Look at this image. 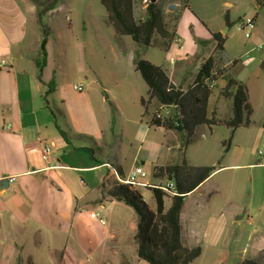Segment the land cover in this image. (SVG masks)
I'll use <instances>...</instances> for the list:
<instances>
[{"label":"rangeland","instance_id":"374dc122","mask_svg":"<svg viewBox=\"0 0 264 264\" xmlns=\"http://www.w3.org/2000/svg\"><path fill=\"white\" fill-rule=\"evenodd\" d=\"M255 1L193 0L190 2L192 5L185 8L180 4L179 11L177 9L174 12L178 11L179 14L176 23L182 48L171 42V52H167L164 40L158 35L153 39L151 48L139 47L134 43L138 49L136 52L134 50L135 55L168 69L184 89L189 88L196 79L200 61L214 52L217 53L218 64L227 66L228 75L242 73L245 83L253 87V124L238 129L236 136L227 127L210 128L204 125L196 129L189 142L185 132L173 131L179 137L173 143L175 137L167 135L164 128H152L146 135L142 133L136 143L127 134L121 140L123 148H128L130 152L128 158L139 147L146 150L150 142L157 144V149H160L157 158L163 157L168 154V148L173 143L171 157L176 164H182L185 160L191 167H224L199 191L201 195L213 194L210 208L207 207L202 213L201 221L205 225L199 228V245L195 246L201 248V255L191 264H243L245 261L264 264V138H260L261 130L264 129V69L261 67L264 63V4L258 7ZM150 2L134 0L136 20L146 17ZM174 2L179 1L158 0L166 21H170L174 14L169 12V5ZM225 2H230L232 6H225ZM58 7L59 12L53 17L47 16L45 24L50 32L52 56L56 57L60 65L61 95L75 102L80 94L74 89L75 85L84 84L82 94H87L92 87L97 88L92 81L106 80L109 99L121 107L123 115L137 118L142 109L141 96H145L147 85L134 70V62L126 57L132 49L131 38L123 39L115 35L101 0H59ZM255 16L254 29L250 30V38H246L245 33L239 30L238 23L241 19ZM207 28L223 35L224 51L216 50V44L209 40ZM114 46L124 49L120 50L124 53L122 59L119 60L114 54ZM193 55L200 56V61L185 64L186 57ZM63 56L64 59H61ZM234 60L238 61L235 65L232 64ZM115 78L119 79L118 83H115ZM225 81H218L213 94L223 90ZM100 94L103 92L100 91ZM221 111L223 116L220 118L228 119L226 114L230 112V106H222ZM161 112L167 116L169 109H161ZM114 116L118 126H122L125 131L130 130V124L124 123V116L119 113H114ZM142 123L145 124V121ZM230 139V149L224 153L226 146L223 144ZM237 156L239 162L236 163L253 166L244 169L227 167L235 163ZM144 167L149 173L153 171L151 162H147ZM143 193L145 201L153 208L151 192ZM199 193L193 196V200L198 199ZM166 204L170 205L171 202L166 200ZM122 206L125 208V205ZM83 216L91 232L88 227H81L78 229L79 235L73 231L68 242V247H75L72 253L77 264H117L122 257L121 264H145L139 258L134 262L135 256H138L135 241L138 216L132 208L126 207L125 213L117 214L120 235L117 240L105 233L109 228V211L103 212L95 206L92 214L88 212ZM240 216L242 220L237 221ZM81 236H86L88 243L81 244L85 239ZM43 254L46 255L45 264L55 263L48 256V250Z\"/></svg>","mask_w":264,"mask_h":264},{"label":"crops","instance_id":"0c3cea01","mask_svg":"<svg viewBox=\"0 0 264 264\" xmlns=\"http://www.w3.org/2000/svg\"><path fill=\"white\" fill-rule=\"evenodd\" d=\"M178 1L185 8L192 5L190 2L193 0L188 3H184L185 0ZM254 3L257 5L256 1ZM224 5L232 6L230 2H225ZM59 9L57 6L47 13L44 22L47 16L53 17ZM177 9L179 11V8ZM256 20L257 16L255 22ZM199 21L202 22L201 19ZM40 30L36 8L30 1L0 0V182L3 179L16 178L14 182H10L8 188L0 189V264H45L46 255L42 253L46 250L54 264L76 263L72 253L75 247H68V242L73 231L79 235L78 229L89 228L83 215L88 212L92 214L95 206L103 212L109 211V228L105 233L110 234L109 237L114 240L120 236L117 214L125 213L128 206L110 197V190L118 183L114 172L106 164L124 177L135 166H140L146 171L145 164L151 162L153 171L146 172L161 181L168 179L156 178L154 169L177 165L173 156L171 157V145L179 140V137L173 131L167 130V135L175 137L167 155L157 158L160 149H157V144L150 142L146 150L139 147L127 157L130 152L128 148H123L121 143L126 134L131 139L134 138L136 143L142 133L146 135L152 128L147 125V117H143L142 105L137 118L123 115L121 107L109 99L106 80L92 81L97 88L92 87L87 94H82L85 90L83 84L84 90L75 102L61 95L60 65L57 64L56 57L52 56L50 40L47 44V65L40 75L36 64L40 59L39 49L43 39ZM206 30L209 40L212 41V34L218 32H212L208 28ZM206 40L204 42L208 41ZM172 42L181 44L177 23ZM131 45V52L126 54V57L134 62V50L136 52L138 49L135 48L134 42ZM120 50L124 49L113 47V52L119 60L124 56ZM165 50L171 52V43ZM209 57L201 61L198 55L186 57L185 64L200 61L202 66ZM61 59H64V56ZM216 64L221 70L227 69V66L218 64V59ZM133 67L135 70V64ZM160 67L164 69L163 66ZM164 70L174 85L182 87L168 69ZM228 76L245 84L253 109V87L245 83V76L242 73ZM118 80L115 78V83H118ZM51 82L55 85L50 92ZM100 91L103 94H100ZM142 97L146 98L147 92ZM224 105L230 106V112L226 114L229 119L232 116V103L226 102L221 97V92L213 94L209 101V115L216 113L218 117H222L221 107ZM114 113L124 116V123L131 126L129 131L118 126ZM237 131L238 129L233 132L234 136ZM260 138H264V129L261 130ZM44 144H50L52 147L47 160L43 159ZM234 162L227 167L244 169L253 166L236 163L239 162L238 156ZM223 168L218 166L206 181L185 198L181 211V239L187 247L197 246L199 228L205 225L201 216L211 204L213 193L201 195L199 191L221 173ZM216 188L219 191V188ZM145 191L147 190L140 191L143 197ZM196 193H199L198 199L193 200ZM166 200L172 203V199ZM170 206L171 204H166V209ZM150 208L154 210L155 203L154 207ZM81 237L85 238L84 242L80 241L81 244L88 243L86 236ZM122 258L117 264H121ZM138 258L135 256V263ZM141 263L147 264L143 260Z\"/></svg>","mask_w":264,"mask_h":264},{"label":"trees","instance_id":"16d2710c","mask_svg":"<svg viewBox=\"0 0 264 264\" xmlns=\"http://www.w3.org/2000/svg\"><path fill=\"white\" fill-rule=\"evenodd\" d=\"M36 8L37 22L41 26L43 39L40 44V59L36 64L40 75L47 65V44L49 28L46 27L44 17L57 8L59 0H29ZM190 0H185L188 3ZM262 7L264 0H256ZM106 9L108 22L115 29L117 36H127L141 47H152L156 35L162 38L168 47L172 42L178 12H174L170 21H166L158 0L150 4L144 19L136 20L134 0H101ZM171 33V34H170ZM216 43L218 52L224 51V37L221 33H213L212 39ZM217 53L214 52L201 66L192 85L184 89L174 85L166 71L150 61L141 59L138 55L134 60L135 70L141 75L148 87L147 97H142L144 107L143 117H148L149 128H164L167 131L185 132L189 142L200 126H222L231 129L232 133L242 127L253 124V109L249 102V93L245 84L226 75L227 69L221 70L216 64ZM237 60L232 62L233 65ZM264 69V63L261 65ZM226 79V86L221 91V97L232 103V116L221 119L212 113L209 115V101L217 81ZM54 82L49 86L54 89ZM49 93V92H48ZM151 108H155L154 110ZM159 108V110H157ZM161 109H169L167 116H163ZM60 134L64 137L63 132ZM224 153L230 149L231 139L224 142ZM218 166L191 167L184 160L182 164L166 167H156V178H167L176 182L178 196L172 198L169 209H166V195L161 191H153L152 197L155 209L152 210L145 202L141 192L132 190L128 186L117 185L109 195L118 202H123L132 208L138 216L135 241L137 255L147 264H191L201 255V248H190L182 243L181 211L188 194L196 190L206 181ZM243 264H258L256 261H245Z\"/></svg>","mask_w":264,"mask_h":264},{"label":"built area","instance_id":"2783aa9c","mask_svg":"<svg viewBox=\"0 0 264 264\" xmlns=\"http://www.w3.org/2000/svg\"><path fill=\"white\" fill-rule=\"evenodd\" d=\"M180 7V2L171 3L169 5V12H172ZM255 17H249L246 19H241L238 23L239 30L245 33L246 38H250L251 32L250 30L254 29L255 26ZM5 61H3V65H5ZM74 89L78 92H82L84 90L83 84H78L74 86ZM52 150L50 144H44L42 147L43 159L47 160L49 154ZM106 166L110 169V165L106 164ZM114 176L116 177L118 185H124L130 187L132 190L141 191H161L166 195V199H172L178 196V191L176 187V182L172 179H168L165 181H161L159 179H155L151 177L142 167L135 166L132 168L126 176L122 177L117 173V171H113ZM153 178V179H152ZM16 178L12 177L9 179L10 182H14ZM144 198V197H143ZM145 200V199H144ZM102 224H105L104 220L100 221Z\"/></svg>","mask_w":264,"mask_h":264},{"label":"water","instance_id":"95a60500","mask_svg":"<svg viewBox=\"0 0 264 264\" xmlns=\"http://www.w3.org/2000/svg\"><path fill=\"white\" fill-rule=\"evenodd\" d=\"M155 1L156 0H153V2H155ZM9 184H10L9 179H3V180H1V182H0V189L8 188L9 187ZM242 218L243 217L240 216L236 220L238 221V220H241Z\"/></svg>","mask_w":264,"mask_h":264},{"label":"bare ground","instance_id":"6f19581e","mask_svg":"<svg viewBox=\"0 0 264 264\" xmlns=\"http://www.w3.org/2000/svg\"><path fill=\"white\" fill-rule=\"evenodd\" d=\"M110 168L112 169V171H116L114 168H112L111 166H110Z\"/></svg>","mask_w":264,"mask_h":264}]
</instances>
